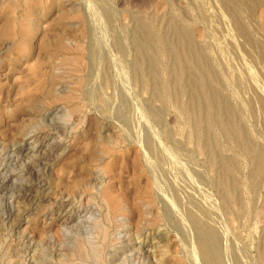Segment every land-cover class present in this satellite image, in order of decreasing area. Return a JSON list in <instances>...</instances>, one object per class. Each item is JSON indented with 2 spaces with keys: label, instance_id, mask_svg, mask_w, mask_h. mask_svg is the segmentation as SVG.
<instances>
[{
  "label": "rangeland",
  "instance_id": "374dc122",
  "mask_svg": "<svg viewBox=\"0 0 264 264\" xmlns=\"http://www.w3.org/2000/svg\"><path fill=\"white\" fill-rule=\"evenodd\" d=\"M254 1L0 0V264H264Z\"/></svg>",
  "mask_w": 264,
  "mask_h": 264
},
{
  "label": "bare ground",
  "instance_id": "6f19581e",
  "mask_svg": "<svg viewBox=\"0 0 264 264\" xmlns=\"http://www.w3.org/2000/svg\"><path fill=\"white\" fill-rule=\"evenodd\" d=\"M224 4H226L227 6H231L232 7V11L236 12V13H242V12H249L250 9H252V6L251 4L254 3L255 1L254 0H222ZM254 5V4H253ZM251 13V12H250ZM249 13V14H250ZM244 14V13H242ZM247 14V13H246ZM245 14V15H246ZM247 26V25H246ZM242 27V26H241ZM5 30V33L8 31V27H5L4 28ZM4 32V31H3ZM246 33V32H245ZM244 35V34H243ZM54 45V44H53ZM30 71H32L34 74H36L38 71H37V68L35 67H32L30 68ZM37 71V72H36ZM255 163L257 164V169H258V172L259 170L262 168L263 166V156L261 154V151H257L256 153V157H255ZM256 171V170H255ZM255 173V172H254ZM259 174V173H258ZM257 174V175H258ZM260 176V175H259ZM256 177V176H255ZM257 180V179H256Z\"/></svg>",
  "mask_w": 264,
  "mask_h": 264
}]
</instances>
